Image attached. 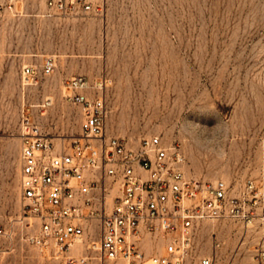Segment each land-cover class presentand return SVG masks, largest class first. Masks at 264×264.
I'll use <instances>...</instances> for the list:
<instances>
[{"label":"rangeland","instance_id":"1","mask_svg":"<svg viewBox=\"0 0 264 264\" xmlns=\"http://www.w3.org/2000/svg\"><path fill=\"white\" fill-rule=\"evenodd\" d=\"M105 5L103 14L76 18L44 17L35 4L22 17L0 15V226L19 233L0 239V264H66L21 239L31 228L17 223L20 119L30 108L55 144L80 137L81 110L64 98L78 75L109 80V135L133 145L160 136L182 150L188 176L223 180L234 195L253 183L251 224L206 221L196 232L200 258L252 264L264 243V0ZM50 56L51 75L23 82V66L41 68Z\"/></svg>","mask_w":264,"mask_h":264},{"label":"built area","instance_id":"2","mask_svg":"<svg viewBox=\"0 0 264 264\" xmlns=\"http://www.w3.org/2000/svg\"><path fill=\"white\" fill-rule=\"evenodd\" d=\"M105 3L0 0V15L22 17L35 4L44 17H86L103 14ZM55 69L50 56L41 68L23 66L21 77L38 84ZM108 82L82 75L68 81L64 98L81 110V135L69 144H55L30 108L22 107L17 223L27 221L31 229L21 239L66 264H215V258L198 256L196 232L206 221L251 224L247 196L253 183L237 196L223 180L188 176L182 150L160 136L133 145L109 135ZM18 234L0 226L4 242ZM252 264H264V243L255 247Z\"/></svg>","mask_w":264,"mask_h":264}]
</instances>
